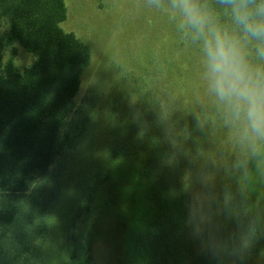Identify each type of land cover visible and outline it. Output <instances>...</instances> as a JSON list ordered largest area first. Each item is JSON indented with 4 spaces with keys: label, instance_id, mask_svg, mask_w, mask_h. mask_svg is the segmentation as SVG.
<instances>
[{
    "label": "rangeland",
    "instance_id": "rangeland-1",
    "mask_svg": "<svg viewBox=\"0 0 264 264\" xmlns=\"http://www.w3.org/2000/svg\"><path fill=\"white\" fill-rule=\"evenodd\" d=\"M65 4L67 17L61 28L72 32L91 53L75 104L79 107L89 97L92 108L78 146L52 169L42 209L48 224L40 247L44 264H147L159 251L157 243L144 246L150 231L171 228L174 217L180 219L182 214L188 221L193 189L207 197V214L223 184L236 173L264 231V169L255 172L252 165L253 174L246 176L234 167L239 149L219 118L208 130L197 127L193 112L198 111L197 58L169 22L146 8L144 0H65ZM32 60L17 46L19 71ZM189 130L201 142L206 135L195 157L182 148ZM175 157L179 161L173 170L169 161ZM171 172L183 182L178 184L185 192L183 203L170 197L177 190L167 177ZM86 190L93 192L94 201L85 258L75 263L68 258L67 232ZM215 222L210 217L205 230L218 240ZM135 251L146 253L148 259ZM233 264H264V240Z\"/></svg>",
    "mask_w": 264,
    "mask_h": 264
},
{
    "label": "trees",
    "instance_id": "trees-1",
    "mask_svg": "<svg viewBox=\"0 0 264 264\" xmlns=\"http://www.w3.org/2000/svg\"><path fill=\"white\" fill-rule=\"evenodd\" d=\"M66 17L65 0H0V264H44L40 247L48 224L42 209L52 169L76 149L91 118L92 99L86 97L79 107L75 104L91 53L72 32L61 28ZM17 46L33 58L22 71L15 65ZM187 137L183 151L195 157L206 135L201 142L189 130ZM178 161L173 158L169 167L174 170ZM167 177L177 188L170 197L183 203L181 178L175 172ZM240 179L236 173L223 184L215 205L207 209L211 220L218 222L220 254L202 247L182 214L180 219L174 217L171 228L155 229L145 237L146 248L154 243L159 247L147 264H233L257 249L264 231ZM93 201V192L86 190L69 222L67 252L75 263L85 258ZM250 223L255 231L244 245L242 236Z\"/></svg>",
    "mask_w": 264,
    "mask_h": 264
},
{
    "label": "clouds",
    "instance_id": "clouds-1",
    "mask_svg": "<svg viewBox=\"0 0 264 264\" xmlns=\"http://www.w3.org/2000/svg\"><path fill=\"white\" fill-rule=\"evenodd\" d=\"M164 17L198 63L197 127L219 118L239 152L234 167L246 176L264 169V0H144ZM201 179L198 177V180ZM207 197L190 193L188 224L210 254L223 244L205 231ZM255 231L250 223L244 245ZM239 250H237L238 254Z\"/></svg>",
    "mask_w": 264,
    "mask_h": 264
}]
</instances>
